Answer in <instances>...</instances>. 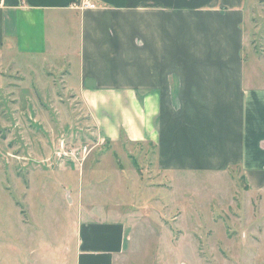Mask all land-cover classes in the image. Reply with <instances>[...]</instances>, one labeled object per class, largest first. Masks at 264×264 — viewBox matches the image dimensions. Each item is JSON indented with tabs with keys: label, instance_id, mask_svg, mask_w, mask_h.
Returning <instances> with one entry per match:
<instances>
[{
	"label": "crops",
	"instance_id": "obj_1",
	"mask_svg": "<svg viewBox=\"0 0 264 264\" xmlns=\"http://www.w3.org/2000/svg\"><path fill=\"white\" fill-rule=\"evenodd\" d=\"M82 1L0 0V53L46 64L74 57L66 88L100 143L154 145L169 173L235 168L249 192H261L264 56L245 53L249 0H89L94 9L77 7ZM109 199L80 205L62 264L69 255L74 264L123 262L134 220Z\"/></svg>",
	"mask_w": 264,
	"mask_h": 264
},
{
	"label": "rangeland",
	"instance_id": "obj_2",
	"mask_svg": "<svg viewBox=\"0 0 264 264\" xmlns=\"http://www.w3.org/2000/svg\"><path fill=\"white\" fill-rule=\"evenodd\" d=\"M247 10L245 53L264 56V0H249ZM11 59L0 53V264H62L90 197L132 215L121 264H264V189L249 192L235 168L160 170L149 143H100L84 103L66 88L74 57Z\"/></svg>",
	"mask_w": 264,
	"mask_h": 264
},
{
	"label": "built area",
	"instance_id": "obj_3",
	"mask_svg": "<svg viewBox=\"0 0 264 264\" xmlns=\"http://www.w3.org/2000/svg\"><path fill=\"white\" fill-rule=\"evenodd\" d=\"M77 7L81 9H85V8L94 9L95 8V6L89 0L82 1L79 5H77Z\"/></svg>",
	"mask_w": 264,
	"mask_h": 264
},
{
	"label": "trees",
	"instance_id": "obj_4",
	"mask_svg": "<svg viewBox=\"0 0 264 264\" xmlns=\"http://www.w3.org/2000/svg\"><path fill=\"white\" fill-rule=\"evenodd\" d=\"M145 7H148V6H145Z\"/></svg>",
	"mask_w": 264,
	"mask_h": 264
}]
</instances>
